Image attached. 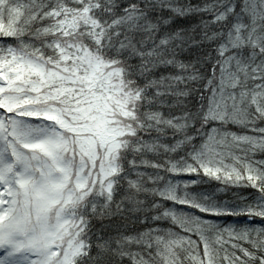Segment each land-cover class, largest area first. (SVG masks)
Listing matches in <instances>:
<instances>
[{
    "label": "snow or ice",
    "instance_id": "6c2138e0",
    "mask_svg": "<svg viewBox=\"0 0 264 264\" xmlns=\"http://www.w3.org/2000/svg\"><path fill=\"white\" fill-rule=\"evenodd\" d=\"M0 264H264V0H0Z\"/></svg>",
    "mask_w": 264,
    "mask_h": 264
}]
</instances>
